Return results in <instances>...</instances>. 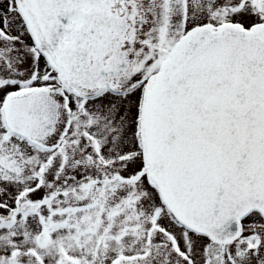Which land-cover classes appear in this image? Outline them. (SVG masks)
Masks as SVG:
<instances>
[{"label": "snow or ice", "instance_id": "obj_1", "mask_svg": "<svg viewBox=\"0 0 264 264\" xmlns=\"http://www.w3.org/2000/svg\"><path fill=\"white\" fill-rule=\"evenodd\" d=\"M0 264H264V0H0Z\"/></svg>", "mask_w": 264, "mask_h": 264}]
</instances>
